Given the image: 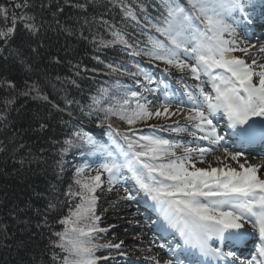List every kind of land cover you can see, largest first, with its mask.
Listing matches in <instances>:
<instances>
[{"label":"snow or ice","instance_id":"obj_1","mask_svg":"<svg viewBox=\"0 0 264 264\" xmlns=\"http://www.w3.org/2000/svg\"><path fill=\"white\" fill-rule=\"evenodd\" d=\"M116 2L120 3L123 19L135 22V26L141 25L142 16L141 34L147 37L148 46L141 48L136 44L134 47L124 32L113 29L112 39H101L97 42L98 48L114 45L132 48L129 55L145 56L181 72L187 70L192 78L201 81L197 85L198 92L186 90L191 102L186 119L194 130L181 127L173 130L190 131L193 137L204 133L199 139L214 147H194L190 143L156 135L140 134L137 137L133 126L146 124L154 115H168L169 107L165 104L161 106L162 110H150V102L141 103V92L137 90L117 86L111 95L107 89L102 90L100 98H93L89 107L102 113L97 116V127L107 126L110 143H101L83 131H73L75 139L64 141L67 146L64 152L73 146L86 148L88 155L99 156L102 162L92 170L95 175L88 174L89 169L85 166L76 169L74 184L78 191H72L70 186L68 195L79 197V200L70 209L69 216L59 221L64 228L54 233L57 239L52 245L60 250V254L54 253L53 261L59 264H99L103 258L97 257L96 253L101 247H120L119 244L101 246L94 243L93 234L103 231L96 223L99 220L96 193L102 187V176L106 173L109 191L116 184L131 181L133 188H125L124 199L146 203L157 213L158 219L153 221L157 231L179 238L175 261L169 259L164 264H206L210 260L233 257L235 259L230 264H237V261L239 264H264V173L261 168L244 163L238 168H201L197 167L193 156L195 153L203 158L223 147L224 156L239 160L240 152H229L220 143L222 138L213 124V118L218 116L227 118V126L241 145L257 139L264 142V62L253 59L247 63L234 55L237 51L247 55L249 48L254 47L242 46L237 31L240 24L252 23L247 9L254 5L251 0H156L154 10L159 15L153 19L145 0H131V4H124L123 0ZM14 7L22 5L16 3ZM0 13L7 19L6 9L0 8ZM33 19L13 12L12 26L0 29V40L7 44L18 22ZM24 27L32 34L37 32L34 24L24 23ZM145 28L148 31H144ZM259 52L264 53V47ZM133 66L137 71L131 75L143 76L147 84L156 83L139 64ZM107 67L113 68L111 64ZM202 77L206 79L202 80ZM204 84L211 86L214 95L205 94ZM140 87L154 91L147 85ZM30 91L37 89L33 86ZM102 99L108 100L107 106L102 104ZM113 117L127 124L132 130L131 135L114 129ZM178 151L182 154L177 155ZM249 238L258 239L260 244L256 256L248 261L240 259L234 251L224 252L213 246L214 241L236 244ZM181 254L185 259L180 258ZM151 259L161 264L156 257Z\"/></svg>","mask_w":264,"mask_h":264},{"label":"trees","instance_id":"obj_2","mask_svg":"<svg viewBox=\"0 0 264 264\" xmlns=\"http://www.w3.org/2000/svg\"><path fill=\"white\" fill-rule=\"evenodd\" d=\"M1 2L2 9L21 4L19 14L34 19L18 22L7 44L0 40V264H59L52 259L54 253L60 254L52 241L57 239L55 232L63 231L59 221L79 200L68 195L70 186L78 191L76 169L85 166L90 174L102 162L101 157L88 155L86 148L73 146L64 152V141L75 139L73 131H83L108 144L107 126L97 127L102 113L89 107L93 98L99 99L105 89L111 95L117 86L140 91L141 98L145 90L140 86L150 89L143 76L131 75L137 71L134 64L151 73L142 62L147 57L129 55L133 49L121 45L98 48L97 42L111 40L116 29L134 47H147V37L141 34L143 18L139 26L124 20L116 0ZM145 2L155 19L156 0ZM24 23L34 24L37 32L32 34ZM7 27L0 13V29ZM33 86L37 91H30ZM107 103L102 99L104 106ZM111 123L122 133L129 129L115 117ZM101 204L98 199L99 229ZM101 233L93 234L98 245Z\"/></svg>","mask_w":264,"mask_h":264},{"label":"rangeland","instance_id":"obj_3","mask_svg":"<svg viewBox=\"0 0 264 264\" xmlns=\"http://www.w3.org/2000/svg\"><path fill=\"white\" fill-rule=\"evenodd\" d=\"M245 2H247V0H245ZM251 2L254 7L247 9L249 15L253 16L254 13H257L258 15L264 16V2L262 3V7H260V0H251ZM1 5L2 2L0 1V7ZM6 10V24L10 27V24L12 23V13L16 12L19 14V9L15 8L12 3L6 8ZM262 21H264L263 18L260 22ZM248 25L249 24L244 25L241 30L237 31L240 34V39L243 41L242 46L254 45V47L249 48V53L247 55L241 51L235 52L234 55L238 58L244 59L247 63H251L253 59H256L259 62H264L262 58H259V55L263 54L259 52V49L264 47V32L258 24L252 23L250 26ZM145 60L150 61L149 59ZM165 68H167V66ZM167 69L169 72L164 75L150 73L152 79L156 81V83L148 85H150V89H153L154 91H145L141 98V103L150 102L148 103V106L150 110L153 111L162 110L161 106L166 104L169 107V114L166 116L161 115L160 117L154 115L146 124H137L134 128L135 130L137 129V137L140 135V129L143 127V130H148V133H142L144 135H156L165 139L180 141L184 144L190 143L191 146L194 147H214L206 140L197 141L196 139H192L191 137L193 136L190 134V131L176 132L173 130L177 127L194 130L192 129L191 122L186 119L188 108L191 106L186 90L198 92L197 85L201 84V81L192 78L187 70L181 72L175 68ZM203 79L206 78L202 77V80ZM203 87L205 94L214 95L210 85L204 84ZM182 96L187 99H181ZM178 108L179 111L177 110ZM218 123L219 122L217 121V125ZM221 124L222 122L220 125ZM214 125L217 129L218 135L223 139L222 133H219L221 126ZM197 135L202 136L204 133H197ZM222 139L220 143H222ZM227 148H229V152H237L228 146ZM221 151H224L223 147L219 148V150H214L205 154L203 158L194 153L193 156L197 167H232L229 166L227 161H225V157L220 158L222 161L216 159L217 154ZM181 154V152H177V155ZM259 157L262 158V156ZM201 159H203V163H200ZM239 164L241 163L238 162L237 166L234 167H239ZM96 168L97 167L94 169ZM90 175H95V172L91 171ZM102 181L103 184H105V187L97 189L96 193L99 199L102 200L100 206V228L103 230V233L99 236V245L119 244L120 247H101L100 251L96 253L97 257L103 258L100 259L99 264H156L155 260L151 259V257H156L157 260L161 261V264H164V262L170 259L169 256L172 255L170 254V251H173L172 248L167 245V253L164 252L165 249L159 247L163 242L155 238L153 229L156 224H154L153 221L158 219L157 213L150 207L149 209H151L152 212L145 210V208L142 207L143 204H141V202L138 203L137 200L128 201L124 199L126 195L125 188L127 187L130 190L133 188V183L131 181H127L123 185L116 184L111 191L108 190L110 186L107 182L106 173L103 174ZM149 213L151 215H149ZM164 243L166 245L170 242Z\"/></svg>","mask_w":264,"mask_h":264},{"label":"bare ground","instance_id":"obj_4","mask_svg":"<svg viewBox=\"0 0 264 264\" xmlns=\"http://www.w3.org/2000/svg\"><path fill=\"white\" fill-rule=\"evenodd\" d=\"M250 18L252 20V23L253 24H258L259 26H261V29L264 32V21L260 22L262 18L264 19V16H261V15H258L257 13H254V15L253 16H250ZM257 22H260V23H257ZM251 24H249L248 26H250ZM244 25H246V23L240 24L237 30H241V28L244 27ZM259 58H262L263 61H264V53L263 54H260L259 55ZM220 120H223V119H220ZM215 121H216V118L213 119V124H214ZM229 134L232 137V139L231 138H229V139L233 142V144L232 143H231V145L229 144L231 146L230 148L231 149H234V148L238 149L237 152H240L242 155L239 157V160L238 161H233L229 157L224 156V151H221L220 153L217 154L216 159H219V161H222V159H220V158H222V157L224 158L225 157L224 158V159H226L225 161H227V163H229V166H232V167L237 166L238 162L244 163V164H246V166L247 165L258 166V167L261 168V173H264V158H261L259 156H254L253 152H251V151L255 150V151H259V153H263L264 154V142H261L259 139H257L255 142L247 143L246 144L247 147H245L243 145L240 146V145H236L237 143H235V141H238V139L233 134V132L231 131ZM229 134H228V136H229ZM226 141H227V139H226ZM226 143L227 142H222L221 144L224 146ZM243 148H245V149H243ZM236 149H234V150H236ZM262 178H264V176H262ZM144 206L146 207V204H144ZM144 212H146V211H144ZM154 229L157 230V227L155 226ZM157 237L159 239H161V240H164L165 242H172V246L171 247L174 249V252L173 253L170 252V254H172V255H170L169 258L172 259L173 261H175V259H176L175 250H176V245L179 242V238L178 237L173 238L172 235H169V234L164 233V232L157 233ZM228 243L229 242H225L224 244H220L219 246H220L221 249H224L225 247H228L227 246ZM245 244H247V241L245 242ZM169 245L170 244H168V246ZM229 247L232 250H236V248H238L237 247V243L236 244H233L232 243ZM238 251H241V250L238 249ZM164 252L167 253V248H166V250ZM158 253H160V252H158ZM180 258L181 259H185V256L183 254H181L180 255ZM198 258L201 259V260H203V257H198ZM218 262L219 261H212V260H210V261L206 262V264H219Z\"/></svg>","mask_w":264,"mask_h":264}]
</instances>
